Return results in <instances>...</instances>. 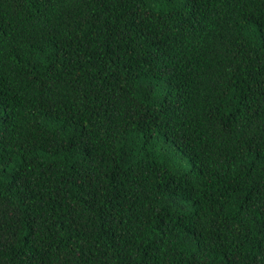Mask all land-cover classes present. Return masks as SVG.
<instances>
[{"label":"trees","instance_id":"16d2710c","mask_svg":"<svg viewBox=\"0 0 264 264\" xmlns=\"http://www.w3.org/2000/svg\"><path fill=\"white\" fill-rule=\"evenodd\" d=\"M0 264H264V0H0Z\"/></svg>","mask_w":264,"mask_h":264}]
</instances>
